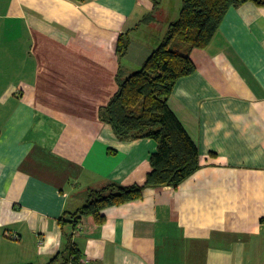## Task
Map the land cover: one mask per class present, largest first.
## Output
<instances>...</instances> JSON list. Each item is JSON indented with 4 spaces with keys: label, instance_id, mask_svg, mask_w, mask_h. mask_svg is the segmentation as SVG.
I'll list each match as a JSON object with an SVG mask.
<instances>
[{
    "label": "crops",
    "instance_id": "obj_1",
    "mask_svg": "<svg viewBox=\"0 0 264 264\" xmlns=\"http://www.w3.org/2000/svg\"><path fill=\"white\" fill-rule=\"evenodd\" d=\"M168 8L0 0V264H49L63 247L61 217L89 190L144 185L157 144L120 141L99 109L178 19L181 7ZM190 59L196 71L168 105L200 169L105 209L103 224L83 218L81 264H264V8L230 9Z\"/></svg>",
    "mask_w": 264,
    "mask_h": 264
},
{
    "label": "trees",
    "instance_id": "obj_2",
    "mask_svg": "<svg viewBox=\"0 0 264 264\" xmlns=\"http://www.w3.org/2000/svg\"><path fill=\"white\" fill-rule=\"evenodd\" d=\"M152 2L158 8L160 0ZM246 3L264 8V0H181L178 19L168 25L142 67L126 78L117 77V90L99 109V120L110 125L120 141H155L151 171L143 186L110 183L89 190L84 205L76 211H65L59 221L63 247L49 264H81L73 236L83 218L103 224L105 209L139 200L147 188H176L200 169L199 149L169 108V99L178 81L196 71L191 51L205 49L228 11ZM128 44V37H119V56L126 53Z\"/></svg>",
    "mask_w": 264,
    "mask_h": 264
},
{
    "label": "rangeland",
    "instance_id": "obj_3",
    "mask_svg": "<svg viewBox=\"0 0 264 264\" xmlns=\"http://www.w3.org/2000/svg\"><path fill=\"white\" fill-rule=\"evenodd\" d=\"M165 5H167L171 12L173 14L175 12V9H177V6L179 5V8L181 7V0H162ZM142 36L141 33L138 34V37Z\"/></svg>",
    "mask_w": 264,
    "mask_h": 264
},
{
    "label": "built area",
    "instance_id": "obj_4",
    "mask_svg": "<svg viewBox=\"0 0 264 264\" xmlns=\"http://www.w3.org/2000/svg\"><path fill=\"white\" fill-rule=\"evenodd\" d=\"M83 263V262H82Z\"/></svg>",
    "mask_w": 264,
    "mask_h": 264
}]
</instances>
